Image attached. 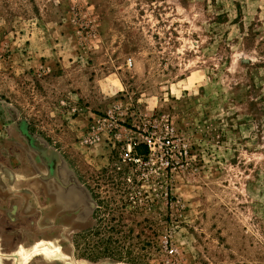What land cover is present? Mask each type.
Instances as JSON below:
<instances>
[{
  "label": "rangeland",
  "instance_id": "obj_1",
  "mask_svg": "<svg viewBox=\"0 0 264 264\" xmlns=\"http://www.w3.org/2000/svg\"><path fill=\"white\" fill-rule=\"evenodd\" d=\"M0 264H264V0H0Z\"/></svg>",
  "mask_w": 264,
  "mask_h": 264
},
{
  "label": "flooded vegetation",
  "instance_id": "obj_2",
  "mask_svg": "<svg viewBox=\"0 0 264 264\" xmlns=\"http://www.w3.org/2000/svg\"><path fill=\"white\" fill-rule=\"evenodd\" d=\"M54 192L55 191V197L57 196L58 197V199L61 197V195L60 194H65V193H67V190H65V187L64 188H58L57 189V191L56 190H51V192Z\"/></svg>",
  "mask_w": 264,
  "mask_h": 264
},
{
  "label": "built area",
  "instance_id": "obj_3",
  "mask_svg": "<svg viewBox=\"0 0 264 264\" xmlns=\"http://www.w3.org/2000/svg\"><path fill=\"white\" fill-rule=\"evenodd\" d=\"M128 64L131 65V61H129Z\"/></svg>",
  "mask_w": 264,
  "mask_h": 264
}]
</instances>
